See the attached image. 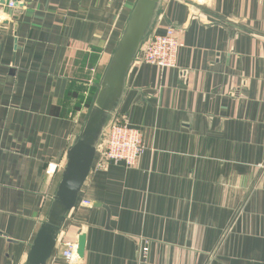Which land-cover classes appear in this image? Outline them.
Wrapping results in <instances>:
<instances>
[{
  "label": "crops",
  "instance_id": "obj_1",
  "mask_svg": "<svg viewBox=\"0 0 264 264\" xmlns=\"http://www.w3.org/2000/svg\"><path fill=\"white\" fill-rule=\"evenodd\" d=\"M136 1L0 5V264L27 263ZM169 27L176 67L134 60L112 114L147 149L95 159L47 264L81 234L78 264H264V0H161L146 39Z\"/></svg>",
  "mask_w": 264,
  "mask_h": 264
},
{
  "label": "water",
  "instance_id": "obj_2",
  "mask_svg": "<svg viewBox=\"0 0 264 264\" xmlns=\"http://www.w3.org/2000/svg\"><path fill=\"white\" fill-rule=\"evenodd\" d=\"M9 3L10 0H0ZM161 0H137L127 25L106 68L82 129L67 153L48 215L42 223L28 254L26 264H47L57 245L61 226L76 206L80 192L89 177L104 129L116 112L122 97L126 76L153 25ZM13 14V10L9 9ZM86 234L78 241V254L84 257Z\"/></svg>",
  "mask_w": 264,
  "mask_h": 264
},
{
  "label": "built area",
  "instance_id": "obj_3",
  "mask_svg": "<svg viewBox=\"0 0 264 264\" xmlns=\"http://www.w3.org/2000/svg\"><path fill=\"white\" fill-rule=\"evenodd\" d=\"M5 4L7 9L14 11L19 2L18 0H10L9 3L0 1V5ZM180 34V30L175 27H169L164 33L153 34L142 44L136 56V62L155 65L163 69L176 67L179 50L182 46ZM103 135V141L102 143L100 141L97 147L96 162L94 161L97 169L108 163L119 162L129 167L136 166L147 149L142 130L131 126L124 119L114 117L107 125ZM55 168L56 165H52L48 172L55 171ZM91 204V200L84 198L76 205L90 206ZM148 243L142 249V255L145 257L149 253ZM60 253L66 264H78L80 260L77 241L64 240Z\"/></svg>",
  "mask_w": 264,
  "mask_h": 264
},
{
  "label": "trees",
  "instance_id": "obj_4",
  "mask_svg": "<svg viewBox=\"0 0 264 264\" xmlns=\"http://www.w3.org/2000/svg\"><path fill=\"white\" fill-rule=\"evenodd\" d=\"M101 78L99 77L98 81L95 83V87L93 88V91H92L93 96H92V98L90 100V107H91V105H92V103L94 101L95 95H96V93H97V91L99 89V85H100V82H101ZM85 118H86V116L84 117V119L82 121V125H83V122H84Z\"/></svg>",
  "mask_w": 264,
  "mask_h": 264
},
{
  "label": "rangeland",
  "instance_id": "obj_5",
  "mask_svg": "<svg viewBox=\"0 0 264 264\" xmlns=\"http://www.w3.org/2000/svg\"><path fill=\"white\" fill-rule=\"evenodd\" d=\"M107 127V126H106ZM106 127H105V129H106ZM104 129V130H105ZM103 138H104V135H102V137H101V139H100V141H101V143H102V141H103Z\"/></svg>",
  "mask_w": 264,
  "mask_h": 264
}]
</instances>
